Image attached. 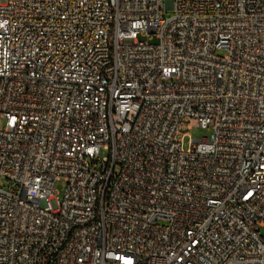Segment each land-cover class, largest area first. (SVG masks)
<instances>
[{
  "label": "built area",
  "instance_id": "2783aa9c",
  "mask_svg": "<svg viewBox=\"0 0 264 264\" xmlns=\"http://www.w3.org/2000/svg\"><path fill=\"white\" fill-rule=\"evenodd\" d=\"M0 178V264H264V0H0Z\"/></svg>",
  "mask_w": 264,
  "mask_h": 264
},
{
  "label": "rangeland",
  "instance_id": "374dc122",
  "mask_svg": "<svg viewBox=\"0 0 264 264\" xmlns=\"http://www.w3.org/2000/svg\"><path fill=\"white\" fill-rule=\"evenodd\" d=\"M166 13L170 14V11H167ZM210 130L211 129L209 127H207V128L199 127L197 125L196 121L192 120L191 124H190V128H188L185 131V136L183 137V140H182L183 148H188L190 146L192 139H197V138L201 137L202 135H207L210 133ZM105 155H106L105 150H103V148H101V150L99 152V156L103 157ZM3 184H4L3 179L0 178V185H3ZM64 186H65V182L63 179H60V180L56 181V183H55L54 188L60 196L63 193Z\"/></svg>",
  "mask_w": 264,
  "mask_h": 264
}]
</instances>
